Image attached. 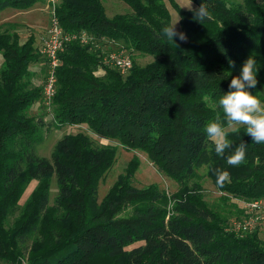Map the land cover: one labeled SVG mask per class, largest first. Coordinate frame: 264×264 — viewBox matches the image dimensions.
<instances>
[{"label": "trees", "instance_id": "trees-1", "mask_svg": "<svg viewBox=\"0 0 264 264\" xmlns=\"http://www.w3.org/2000/svg\"><path fill=\"white\" fill-rule=\"evenodd\" d=\"M40 1L0 0V10L27 9ZM121 1L131 11L112 16L102 0L56 4L61 28L85 31L91 40L73 39L57 54L50 125L85 123L98 137L141 150L159 172L181 185L180 194L167 206L155 184L134 186L140 162L132 159L99 199L98 182L115 162L117 146L97 143L82 132L64 134L49 157L38 155L47 124L43 115H28L27 109L44 101L31 68L42 62L46 70L44 57L33 36L20 42L13 25L2 24L0 264H264V241L256 231L226 230L224 219L201 200L199 186H188L197 169L206 166L220 191L264 197V144L252 141L241 127L229 132L232 147L218 156L204 130L218 111V98L250 55L259 69L251 91L264 101V0L238 5L190 0L194 8L206 7L202 22L168 0L187 36L186 41L175 37L176 44L162 33L171 24L163 0ZM117 49L152 59L143 65L131 59L124 75L103 62L107 50ZM243 142L244 162L229 165L227 156ZM216 168L229 173L223 186L217 184ZM52 176L57 191L49 203ZM33 180L36 186L20 205Z\"/></svg>", "mask_w": 264, "mask_h": 264}, {"label": "rangeland", "instance_id": "rangeland-1", "mask_svg": "<svg viewBox=\"0 0 264 264\" xmlns=\"http://www.w3.org/2000/svg\"><path fill=\"white\" fill-rule=\"evenodd\" d=\"M105 11L108 16H112L115 13L130 12L131 8L121 0H102ZM167 9L170 12L171 24L178 21V13L172 8L168 0H163ZM182 9H189L195 7V4L190 0H174ZM230 4H241L242 0H226ZM47 0L35 2L31 7L27 9H16L7 7L0 10V27L2 24L10 23L13 25V29L19 34L20 42L25 40L29 36H33L34 45L39 47L42 45L46 36V31L49 26V8L47 7ZM178 32H181L179 22L176 24ZM118 50V49H117ZM111 50H107L105 55ZM119 51V50H118ZM124 55L134 59L140 65L150 61L152 57L150 55H141L137 52H133L127 49L120 50ZM117 52V51H115ZM0 56V63H1ZM44 63V62H43ZM42 64V62H41ZM37 63H33L31 68L36 72L32 77V83L34 85L43 86L46 78V71L43 66ZM114 67V66H113ZM116 68V67H115ZM117 69V68H116ZM118 70V69H117ZM121 74H127L128 70L121 72ZM99 73V72H98ZM264 94V87L262 89ZM52 109L50 105L45 103V100L41 103H34L29 109H27L28 115H43V119L46 125L44 130V139L36 147V153L41 156L49 157L54 147V144L66 133H78L82 132L88 135L95 142L100 144H113L117 146L116 160L104 174V176L98 182V197L101 199L108 191L109 187L115 181L117 176L124 171L127 164L133 159L140 162L138 169L133 176L132 184L136 187H146L150 184H155L158 189L163 192L167 197L166 205L169 206L173 201L174 196H178L179 183L173 179L167 177L163 173L159 172L154 165L149 161L146 154L137 149H125L118 145L114 140L98 137L85 123L65 124L63 126L50 125L52 119ZM48 127V129H46ZM46 129V130H45ZM195 183L199 186L201 191L202 201L214 210L217 215L224 219L221 226L226 230L234 232L235 234L242 235L246 232L256 231L257 237L264 241V197L257 199H246L243 197H235L228 193L222 192L213 183L209 177V170L206 166H201L197 169L196 176L189 179L188 186ZM37 181L33 180L26 187L24 194L19 200L21 205L29 196L32 189L36 186ZM57 185L55 177H51V184L49 188V203H52L54 196L56 195ZM178 192V193H177ZM251 204H257L252 207ZM17 211L14 213L16 215ZM14 215L10 217L12 219ZM115 263V262H113ZM97 264H111V261H101Z\"/></svg>", "mask_w": 264, "mask_h": 264}, {"label": "clouds", "instance_id": "clouds-1", "mask_svg": "<svg viewBox=\"0 0 264 264\" xmlns=\"http://www.w3.org/2000/svg\"><path fill=\"white\" fill-rule=\"evenodd\" d=\"M194 13L193 19L202 22L208 16L206 7L201 3L198 8L188 7ZM174 24L162 28L163 35L173 41L175 37L186 41L187 36L178 32ZM256 59L253 55L243 62L239 75L231 78L228 90L223 92L217 101L218 111L215 117L204 126L208 140L214 145L218 156H223L226 149L232 147L228 139L229 132L238 133L243 127L246 135L257 144H264V101L255 95L251 89L258 84ZM234 66V65H233ZM246 156V142L235 146L234 151L227 156V163L231 166L242 164ZM217 184L223 186L229 173L221 168L215 169Z\"/></svg>", "mask_w": 264, "mask_h": 264}, {"label": "built area", "instance_id": "built-area-1", "mask_svg": "<svg viewBox=\"0 0 264 264\" xmlns=\"http://www.w3.org/2000/svg\"><path fill=\"white\" fill-rule=\"evenodd\" d=\"M49 8V26L46 31V36L42 45L39 47L40 54L44 57V65L46 71L45 82L42 87L45 103L50 105V101L55 92V69L59 64L58 52L63 45L73 39H79L81 43H87L91 40L85 31L80 32H65L58 21L55 7L59 0H47ZM104 64L112 65L121 72L129 70L131 67V59L124 55L121 51H111L104 56ZM257 204H251L255 207Z\"/></svg>", "mask_w": 264, "mask_h": 264}]
</instances>
